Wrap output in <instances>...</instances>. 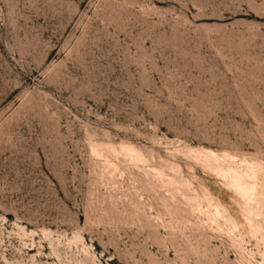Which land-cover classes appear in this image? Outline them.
Returning <instances> with one entry per match:
<instances>
[{
	"label": "rangeland",
	"instance_id": "obj_1",
	"mask_svg": "<svg viewBox=\"0 0 264 264\" xmlns=\"http://www.w3.org/2000/svg\"><path fill=\"white\" fill-rule=\"evenodd\" d=\"M0 264H264V0H0Z\"/></svg>",
	"mask_w": 264,
	"mask_h": 264
},
{
	"label": "bare ground",
	"instance_id": "obj_2",
	"mask_svg": "<svg viewBox=\"0 0 264 264\" xmlns=\"http://www.w3.org/2000/svg\"><path fill=\"white\" fill-rule=\"evenodd\" d=\"M213 154V153H212ZM212 157V156H211Z\"/></svg>",
	"mask_w": 264,
	"mask_h": 264
}]
</instances>
